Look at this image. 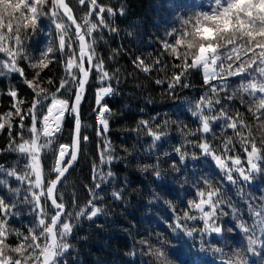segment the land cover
I'll use <instances>...</instances> for the list:
<instances>
[{"label": "snow or ice", "instance_id": "obj_1", "mask_svg": "<svg viewBox=\"0 0 264 264\" xmlns=\"http://www.w3.org/2000/svg\"><path fill=\"white\" fill-rule=\"evenodd\" d=\"M76 2L85 9L79 17L71 0H0V76L16 74L30 90L27 98L10 87L6 94L12 102L0 111V134L8 137L0 153L18 156L9 167L0 164V186L11 193L0 194V264H69L76 252L73 236L82 221H93L106 211L100 206L102 193L117 178L112 164L122 162L128 167L140 156L128 148L120 156L107 135L115 113L105 98L116 94L113 81L119 84L120 71H110L97 51L101 33L117 31L105 13L123 14V9L117 13L98 0ZM178 21V27L165 30L160 55L150 61L138 56L133 64L150 78L162 74L153 82L162 89L166 86V94L173 98L179 90L193 87L194 72L201 74L206 91L187 101L186 113L195 127L179 116L138 121L132 131L150 141L142 147L151 162L137 163V168L151 170L157 181H165L161 155L175 173L186 169L189 159L203 161L206 167L193 173L191 198L182 202L183 207L165 201L172 212L166 226L175 243L167 239L153 243L147 236L138 243L152 264H202L200 253L208 250L220 264H250L249 256L264 252V197L257 200L249 194L246 219L226 198L225 185L237 186L244 199L243 185L264 176V0H192L189 12ZM47 25L49 40L33 54L28 44L44 34ZM57 65L63 74L54 77ZM233 78L239 79L235 88ZM90 79L98 84L95 134L102 138V147L97 153L99 163H93L92 184L86 188L88 198L81 202L65 189L91 139L80 111ZM237 102L245 112L235 107ZM69 117L70 138L64 143ZM173 126L179 142L170 151H156L161 142L171 139ZM10 179L18 187L13 188ZM184 182L188 183L187 177ZM165 189L173 192L166 182L161 185V191ZM110 195L123 201L127 193L116 188ZM151 195L162 198L155 190ZM21 205L29 207L32 221L14 227L10 221L20 214ZM229 233L243 234L245 247L216 246L215 238Z\"/></svg>", "mask_w": 264, "mask_h": 264}, {"label": "trees", "instance_id": "obj_2", "mask_svg": "<svg viewBox=\"0 0 264 264\" xmlns=\"http://www.w3.org/2000/svg\"><path fill=\"white\" fill-rule=\"evenodd\" d=\"M71 3L76 15L82 16L85 9L82 10L76 0H71ZM98 3L116 10L117 13L123 9V14L108 15L105 13V19L117 31L104 30L101 33L102 40L97 45V51L103 56L108 69L110 71L119 69L120 71L119 84L113 81V86L117 88L116 94L105 98L108 106L115 113L110 120V131L107 135L120 156L124 155L123 148L133 151L134 155L139 151L140 156L128 167L122 162L112 164V171L117 178L109 181L102 193L104 201L100 206L106 211L93 221H82L73 236L76 252L72 253L69 264H152V258L143 253L138 241L146 236L150 237L153 243L165 239L172 241V236L166 226L170 222L169 216L172 212L165 201H171L177 208L183 207L182 202L191 198L193 189L190 185L196 179L193 173H199L206 166L203 161L189 159L186 161L187 168L182 169L181 173H175L167 163H164L167 158L161 155V169L165 181H157L151 170L141 172L137 168V163L151 162L147 159L149 153L144 152L142 147L150 141L142 133L138 136L132 129L140 119H147L149 116H156L161 120H175L179 116L190 127H195L194 121L186 113L187 101L191 98H198L206 89L203 87L201 74L194 72L190 79L193 87L179 90L173 98L166 94V86L162 89L153 82L162 74L153 75L150 78L134 66L133 60L142 56L150 61L160 55L162 52L160 40L164 37L165 30L179 26L178 18L189 12L192 0H98ZM48 27L50 25L46 26L44 34L33 37L29 42L28 47L33 54L46 46L49 40ZM163 59L170 60L167 56ZM170 73L171 68H169ZM52 74L54 77L62 75L61 66L54 67ZM238 83L239 79L233 78L231 87L235 88ZM97 86V81L91 79L81 112L82 121L89 125L86 134L91 139L84 147L78 164L71 171L65 189L68 194L74 192L81 202L88 198L86 188L92 184L93 163H99L97 153L102 147V138L95 134ZM10 87L17 88L22 96L30 98V90L21 77L16 74L0 76V111L7 110L12 102L6 94ZM235 107L241 112L246 111L238 102ZM71 123V117H69L62 137L64 143L69 141ZM179 140V134L173 126L171 139L161 142V146L156 151L160 153L170 151L171 146ZM7 142V134H0V149H5ZM17 160L18 156L14 152L0 153V164L5 167L15 164ZM129 160H132V157H129ZM185 177L188 178V183L184 182ZM216 178L219 179V176ZM165 182L173 189V192L167 189L161 191V185ZM9 183L13 188L18 187L12 179ZM116 188L126 190L127 195L123 201L111 198L110 193ZM225 189L226 198H230L245 213L247 219L245 201L249 194L257 200L264 197V176H258L250 184L243 185L244 199H241L240 189L237 186L226 184ZM152 190L159 192L162 198L154 199L151 195ZM0 194L11 196L7 188L3 186H0ZM20 208V214L10 221L14 227L28 225L32 221L29 207L21 205ZM248 222L251 223V220ZM172 242L175 243V241ZM195 243L196 250L199 251V240L197 239ZM215 244L221 247L227 245V248H243L246 240L241 233L235 235L229 233L224 238L216 237ZM133 252L135 255H131ZM200 260L202 264H220L219 257L211 250L200 253ZM249 260L250 264H264V252L249 256Z\"/></svg>", "mask_w": 264, "mask_h": 264}, {"label": "water", "instance_id": "obj_3", "mask_svg": "<svg viewBox=\"0 0 264 264\" xmlns=\"http://www.w3.org/2000/svg\"><path fill=\"white\" fill-rule=\"evenodd\" d=\"M90 81H91V79H90ZM90 81H89V83H90ZM89 85V84H88ZM88 85L86 86V91H85V93H84V99L82 100V102H81V108H80V111L82 112V106H83V102H84V100H85V98H86V96H87V87H88Z\"/></svg>", "mask_w": 264, "mask_h": 264}, {"label": "built area", "instance_id": "obj_4", "mask_svg": "<svg viewBox=\"0 0 264 264\" xmlns=\"http://www.w3.org/2000/svg\"><path fill=\"white\" fill-rule=\"evenodd\" d=\"M84 14V12L82 13V15Z\"/></svg>", "mask_w": 264, "mask_h": 264}]
</instances>
